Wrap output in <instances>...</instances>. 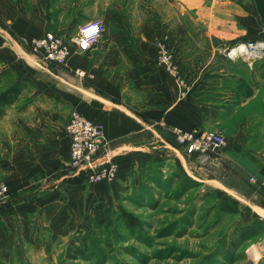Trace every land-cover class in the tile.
Instances as JSON below:
<instances>
[{"label": "crops", "instance_id": "1", "mask_svg": "<svg viewBox=\"0 0 264 264\" xmlns=\"http://www.w3.org/2000/svg\"><path fill=\"white\" fill-rule=\"evenodd\" d=\"M93 19L103 21L104 31L78 51L72 39ZM46 32L69 46L61 66L19 42ZM248 40L264 41V0H0V92L20 85L0 116V182L9 189L0 201V259L20 253L38 228L55 230L80 217L87 200H105L129 167L151 155H173L182 165L172 135L154 125L161 119L226 138L211 180L263 177L264 52L251 63L225 54ZM160 42L183 85L157 65ZM76 68L89 76L78 78ZM72 110L103 125L118 164L112 182L70 175L65 124ZM259 189L254 206L264 219Z\"/></svg>", "mask_w": 264, "mask_h": 264}, {"label": "rangeland", "instance_id": "2", "mask_svg": "<svg viewBox=\"0 0 264 264\" xmlns=\"http://www.w3.org/2000/svg\"><path fill=\"white\" fill-rule=\"evenodd\" d=\"M236 175L223 184L173 155H151L129 167L105 200H87L80 217L55 230L38 228L0 264H246L264 231L243 238L240 230L258 217L254 204L263 192L249 175ZM117 206L139 225L127 227ZM260 252L252 264H264Z\"/></svg>", "mask_w": 264, "mask_h": 264}, {"label": "built area", "instance_id": "3", "mask_svg": "<svg viewBox=\"0 0 264 264\" xmlns=\"http://www.w3.org/2000/svg\"><path fill=\"white\" fill-rule=\"evenodd\" d=\"M103 31L104 23L101 19L89 20L79 26L72 40L78 51H86L98 41ZM19 42L27 46L37 58L58 66L63 65L70 55L67 42L50 32L40 36L21 37ZM156 49L157 65L164 68L180 86L183 85V79L168 46L160 42ZM263 52L264 41L248 40L228 48L225 54L231 59L242 58L251 63L261 58ZM73 73L80 79L89 76L79 68L74 69ZM154 125L165 128L172 135L189 171L197 175H208L220 164L219 158L227 146L223 135L202 128L184 130L177 126L168 127L163 119ZM65 131L70 139L67 162L70 175L89 184L112 182L117 176L118 164L111 154L103 125L91 121L77 110H72L65 124ZM250 181L264 190V176L259 178L251 175ZM8 193V186L0 182V201ZM262 248L264 249V235Z\"/></svg>", "mask_w": 264, "mask_h": 264}, {"label": "trees", "instance_id": "4", "mask_svg": "<svg viewBox=\"0 0 264 264\" xmlns=\"http://www.w3.org/2000/svg\"><path fill=\"white\" fill-rule=\"evenodd\" d=\"M2 60L3 58L2 56H0V61ZM19 93H20L19 84L10 86L0 92V116L3 115L5 107L12 104L17 99ZM74 179L79 180L77 178ZM117 209H118V215L120 216L121 220L127 225V227L134 228L139 225L138 219L130 212L124 210L120 206H117ZM236 209L237 208L235 206L228 208L229 211H236ZM95 220L101 222L103 218H95ZM240 231L243 238L256 236L264 231V220L256 216L252 219L250 223L242 226Z\"/></svg>", "mask_w": 264, "mask_h": 264}, {"label": "bare ground", "instance_id": "5", "mask_svg": "<svg viewBox=\"0 0 264 264\" xmlns=\"http://www.w3.org/2000/svg\"><path fill=\"white\" fill-rule=\"evenodd\" d=\"M262 249H263L262 247L261 248H257V249H254V248L251 249V251L249 252V256H248V259H250L251 264L259 256V254L261 253L260 251H262Z\"/></svg>", "mask_w": 264, "mask_h": 264}, {"label": "water", "instance_id": "6", "mask_svg": "<svg viewBox=\"0 0 264 264\" xmlns=\"http://www.w3.org/2000/svg\"><path fill=\"white\" fill-rule=\"evenodd\" d=\"M246 264H251L250 259H247Z\"/></svg>", "mask_w": 264, "mask_h": 264}]
</instances>
